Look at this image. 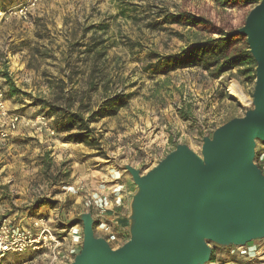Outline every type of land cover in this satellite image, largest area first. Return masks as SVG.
Wrapping results in <instances>:
<instances>
[{
  "label": "rangeland",
  "instance_id": "374dc122",
  "mask_svg": "<svg viewBox=\"0 0 264 264\" xmlns=\"http://www.w3.org/2000/svg\"><path fill=\"white\" fill-rule=\"evenodd\" d=\"M226 1L0 0V133H9L0 144V221L58 217L81 249L83 225L76 220L94 212L86 206L90 199H102L113 210L104 227L95 222L96 236L114 249L125 244L137 189L123 166L145 174L180 144L200 154L205 136L252 107L256 78L237 71L212 79L198 68L168 75L148 70L210 36L170 24V16L190 13L233 30L258 4ZM234 84L239 97L232 95ZM117 94L128 98L125 108L89 126L99 139L95 148L67 142L69 134L56 131L52 107L88 119ZM41 117L47 128L39 129ZM262 154L258 141V165ZM210 247L208 264H264V239ZM0 264L47 262L27 254Z\"/></svg>",
  "mask_w": 264,
  "mask_h": 264
},
{
  "label": "water",
  "instance_id": "95a60500",
  "mask_svg": "<svg viewBox=\"0 0 264 264\" xmlns=\"http://www.w3.org/2000/svg\"><path fill=\"white\" fill-rule=\"evenodd\" d=\"M234 34L245 37L256 62L252 107L202 140L200 154L178 145L142 174L124 165L136 193L131 201L130 239L114 249L94 231L91 212L80 252L71 264H208L210 244L245 247L264 239V173L255 163L264 143V0Z\"/></svg>",
  "mask_w": 264,
  "mask_h": 264
},
{
  "label": "trees",
  "instance_id": "16d2710c",
  "mask_svg": "<svg viewBox=\"0 0 264 264\" xmlns=\"http://www.w3.org/2000/svg\"><path fill=\"white\" fill-rule=\"evenodd\" d=\"M209 1L217 2L219 0ZM231 1L246 4L251 2L249 0H227L226 4ZM169 23L207 31L210 36L205 40L189 44L178 55L162 58L156 63L150 64L148 70L151 74L168 75L176 70L198 68L206 72L212 79H219L237 71V75L255 80L257 64L249 51L246 38L234 34L237 29H224L204 17L190 13L172 15L169 17ZM213 35H217V37L215 38ZM127 100L128 98L121 94L108 98L97 112L90 113L88 119H85L82 113H70L66 109L52 107L51 114L57 117L56 131L69 134L65 139L67 142L95 148L99 139L95 136L94 130L89 129L90 124L115 117L121 109L125 108ZM44 204L41 203L40 206ZM211 261L213 262V258Z\"/></svg>",
  "mask_w": 264,
  "mask_h": 264
},
{
  "label": "built area",
  "instance_id": "2783aa9c",
  "mask_svg": "<svg viewBox=\"0 0 264 264\" xmlns=\"http://www.w3.org/2000/svg\"><path fill=\"white\" fill-rule=\"evenodd\" d=\"M26 12V10L22 11V15L25 16ZM0 107H3L1 103ZM37 125L39 129L47 128L46 119L41 117ZM11 128H15L14 122ZM8 137L9 133H0V144ZM259 161L261 164L257 165L264 173V154L260 156ZM86 206L94 211L92 215L95 222L100 221L101 226L104 227L103 219L113 210V205L106 200L90 199ZM68 226L61 223L58 217L55 219L35 217L26 224L17 223L11 218H3L0 221V261L8 255L32 254L42 258L47 264H71L80 252V247L78 237L75 236L72 228L71 234L64 233L67 232Z\"/></svg>",
  "mask_w": 264,
  "mask_h": 264
},
{
  "label": "bare ground",
  "instance_id": "6f19581e",
  "mask_svg": "<svg viewBox=\"0 0 264 264\" xmlns=\"http://www.w3.org/2000/svg\"><path fill=\"white\" fill-rule=\"evenodd\" d=\"M231 92H232V95L236 97H239L241 95L240 89L237 86H235V84L231 86Z\"/></svg>",
  "mask_w": 264,
  "mask_h": 264
}]
</instances>
